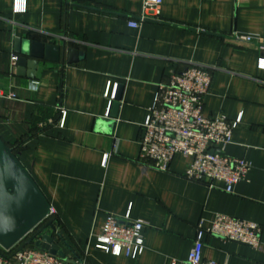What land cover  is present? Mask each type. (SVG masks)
<instances>
[{
	"label": "crops",
	"instance_id": "obj_1",
	"mask_svg": "<svg viewBox=\"0 0 264 264\" xmlns=\"http://www.w3.org/2000/svg\"><path fill=\"white\" fill-rule=\"evenodd\" d=\"M142 4L0 0V138L20 144L16 157L55 210L45 233L67 260L180 264L196 222L224 213L260 225V243L209 235L203 257L264 264V0H161L157 15L130 27ZM16 38L60 46L58 59L32 67L27 57L18 73ZM192 63L212 74L204 116L238 119L225 153L252 168L232 193L185 179L181 155L167 171L138 159L158 85ZM107 213L147 223L138 257L96 247Z\"/></svg>",
	"mask_w": 264,
	"mask_h": 264
},
{
	"label": "built area",
	"instance_id": "obj_2",
	"mask_svg": "<svg viewBox=\"0 0 264 264\" xmlns=\"http://www.w3.org/2000/svg\"><path fill=\"white\" fill-rule=\"evenodd\" d=\"M160 4L161 0H143L141 12L128 20V25L138 27L157 15ZM19 8L16 5L13 10ZM243 40L252 41V38L243 37ZM12 59L14 61V57ZM211 82V71L192 63L158 85L141 125L138 159L156 170L167 171L172 159L181 155L189 159L182 173L185 179L205 183L209 188L221 183L224 192L232 193L234 185L245 180L252 167L249 161L225 153V147L232 142L238 119L229 120L224 113L203 114L204 99ZM7 96L14 95L8 93ZM54 214L55 210L50 206L44 221ZM146 226L145 221L130 219L128 214L119 217L107 213L101 231L94 237L96 247L114 256L123 254L136 258L145 247L143 231ZM260 234L261 227L255 222L215 213L208 227L203 226L202 219L196 222L192 245L180 264H226L203 257L206 236L257 248ZM19 243L8 249L0 247V264H84L53 256L32 244L17 250Z\"/></svg>",
	"mask_w": 264,
	"mask_h": 264
},
{
	"label": "water",
	"instance_id": "obj_3",
	"mask_svg": "<svg viewBox=\"0 0 264 264\" xmlns=\"http://www.w3.org/2000/svg\"><path fill=\"white\" fill-rule=\"evenodd\" d=\"M60 50L57 45L14 39V52L20 56L17 60L18 73L27 57L30 58V65L35 67L40 60L58 59ZM67 52L70 58L72 49ZM116 105L115 102L113 106ZM49 207L50 203L30 173L11 147L0 138V247L8 249L20 242L19 250L32 244L53 256L64 258L53 237L45 233L47 228L54 230L52 219L44 221Z\"/></svg>",
	"mask_w": 264,
	"mask_h": 264
},
{
	"label": "trees",
	"instance_id": "obj_4",
	"mask_svg": "<svg viewBox=\"0 0 264 264\" xmlns=\"http://www.w3.org/2000/svg\"><path fill=\"white\" fill-rule=\"evenodd\" d=\"M7 144V143H6ZM9 147H11V149H12V151L14 152V154H16V150H17V148H18V146L20 145V144H18V145H9V144H7Z\"/></svg>",
	"mask_w": 264,
	"mask_h": 264
}]
</instances>
